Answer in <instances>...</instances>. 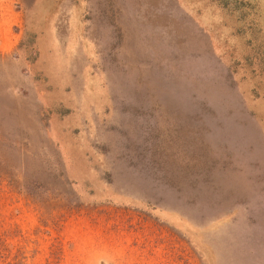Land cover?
<instances>
[{
    "label": "rangeland",
    "instance_id": "1",
    "mask_svg": "<svg viewBox=\"0 0 264 264\" xmlns=\"http://www.w3.org/2000/svg\"><path fill=\"white\" fill-rule=\"evenodd\" d=\"M0 264H264V0H0Z\"/></svg>",
    "mask_w": 264,
    "mask_h": 264
}]
</instances>
